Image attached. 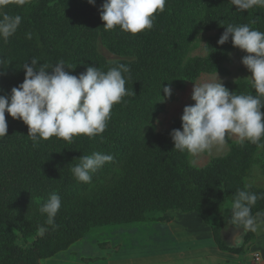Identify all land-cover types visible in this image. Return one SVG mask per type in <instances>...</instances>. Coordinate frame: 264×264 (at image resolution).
<instances>
[{
  "label": "trees",
  "instance_id": "1",
  "mask_svg": "<svg viewBox=\"0 0 264 264\" xmlns=\"http://www.w3.org/2000/svg\"><path fill=\"white\" fill-rule=\"evenodd\" d=\"M102 3L26 0L1 8L0 14L23 19L6 43L0 40V95H10L23 82V65L32 58L38 59V67L64 61L71 68L65 71L77 76L88 66L107 72L124 64L129 68L122 73L129 94L113 105L103 133L74 136L71 142L53 136L34 146L28 126L5 112L8 130L0 138V264H39L66 251L93 228L139 224L155 213L174 210L194 212L204 222L217 219L216 244L241 252L254 232L243 234L238 228L242 243L229 248L221 231L239 227L231 225V203L246 184L261 197L252 215L264 211V187L258 185L261 180L255 181L260 177L255 171L264 176V137L258 144L229 141L224 156L196 167L190 153L174 149L170 132L181 129V119L158 133L154 124L168 99L163 87L180 90L203 74L228 75L230 55L247 53L231 39L217 44L219 37L229 24L264 32V6L239 10L231 0H166L164 10L154 13L153 27L132 34L119 26L105 30L98 11ZM28 32L32 39L26 38ZM98 42L119 60L107 61L98 52ZM200 43L205 44L204 55L191 56ZM225 87L237 95H257L243 77ZM93 152L111 154L114 160L92 173L91 182L77 181L71 168ZM53 192L61 197V208L55 226H48L39 208ZM42 225L48 231L39 236Z\"/></svg>",
  "mask_w": 264,
  "mask_h": 264
},
{
  "label": "clouds",
  "instance_id": "2",
  "mask_svg": "<svg viewBox=\"0 0 264 264\" xmlns=\"http://www.w3.org/2000/svg\"><path fill=\"white\" fill-rule=\"evenodd\" d=\"M7 2L0 0V5ZM19 2L23 4L25 0ZM87 3L94 5L95 0H87ZM165 3L166 0H103L98 11L105 30L119 26L124 32L136 34L153 27L154 13L163 11ZM231 3L239 10L264 6V0H231ZM22 19L21 15L0 14V40L6 43L16 33ZM32 37L31 32L26 33L27 39ZM229 39L234 47L247 53L241 63L251 73L249 82L257 95L230 92L218 80L217 74L214 80L193 83L191 99L195 103L183 108L182 130L170 132L176 150L198 155L214 146H224L233 136L241 144L245 141L258 144L264 137V113L261 112L264 108L261 99L264 97V32L246 24H229L217 44L223 45ZM37 62V58H32L30 64L25 63L23 82L13 87L10 95H0V138L5 137L8 130L5 112L28 126V136L34 146L53 136L68 142L78 135L95 137L106 129L113 105L129 94L122 75L129 72V68L124 64L107 72L88 66L77 76L65 71V68H71L66 67L64 61L52 66L40 64L39 67ZM3 63L0 58V65ZM163 93L165 99L171 96L170 85L163 87ZM113 160L111 154L93 152L82 155L71 171L77 181L89 183L92 173ZM250 187L246 184L244 189H238L231 203V225L242 228L243 234L245 231L257 232L264 224V220L258 219L264 214L253 216L251 213L252 206L261 197L248 191ZM60 208L61 197L53 192L39 208L40 213L47 216L46 225L55 226ZM47 231V227L39 226L37 235L43 236ZM243 234L234 235L235 246H240Z\"/></svg>",
  "mask_w": 264,
  "mask_h": 264
},
{
  "label": "rangeland",
  "instance_id": "3",
  "mask_svg": "<svg viewBox=\"0 0 264 264\" xmlns=\"http://www.w3.org/2000/svg\"><path fill=\"white\" fill-rule=\"evenodd\" d=\"M8 2L17 3L19 0H8ZM2 6L3 5H0V11ZM202 47L203 44L200 43L191 53V56H203L204 52L201 50ZM97 49L107 61L119 60L117 56L109 53L101 42L97 43ZM245 55L247 54L243 52H233L229 58L230 63L226 64V68L229 72L228 75L223 76L217 74L218 80L222 82L224 86L228 83H234V81L240 77L249 80L251 73L241 63V59ZM215 76L216 74H203L193 83L203 82L204 80H214ZM193 83H186L183 89L172 90L171 96L167 99L164 112L158 116L154 124V130L156 133L168 129L172 120L181 119L183 108L185 106L194 105L195 102L191 99ZM263 118L264 116H262V120ZM229 141L237 142L238 140L233 136L228 139L224 146H214L210 151L198 155L191 154V164L196 167H203L211 159L224 156L229 151ZM255 173L257 175L260 174V179L256 178L255 181L258 183V181L261 180L258 185L264 187V176L261 177V171L257 170ZM196 216L198 217V215ZM150 218V220L139 224L93 228L87 235L77 243H74L66 251L59 253V255L52 259L41 261L39 264H113L110 260H113L114 258H116L117 262L121 260H132V264H145L162 251V247L156 248L160 241L163 240L162 238L156 240L157 236H169L167 237L168 239L172 238L170 237L172 235V230L180 228H182V230L183 228L187 229V225L180 223L182 220L180 215H176L173 211L155 213L151 215ZM205 224L213 235V228L218 224L217 219L212 218L208 222H205ZM233 228L234 227L232 226L223 227V236L227 234L226 238L228 239V242L232 241L231 234L236 230H239ZM257 239L258 238L255 236L250 242H256ZM257 241H259V239ZM253 242L249 244V247H251ZM244 249L246 250L247 247L245 246ZM248 250H251V248ZM255 254L259 255L258 252H255L253 256Z\"/></svg>",
  "mask_w": 264,
  "mask_h": 264
},
{
  "label": "crops",
  "instance_id": "4",
  "mask_svg": "<svg viewBox=\"0 0 264 264\" xmlns=\"http://www.w3.org/2000/svg\"><path fill=\"white\" fill-rule=\"evenodd\" d=\"M173 212L176 215H180L182 219L180 223L187 225L188 230L186 228H183V230L182 228L172 230V235L170 236L172 238L168 239L167 237L169 236H157L156 240L163 239L156 246V248L162 247V251L145 264H264V224H261L257 232H254V237L256 236L259 241H257L258 239L256 242L252 241L253 244L251 247H249V244L252 242H249L246 245V250L243 249L241 252L236 253L220 249L214 240L212 232L209 231L208 226L194 212L183 213L178 210H174ZM259 213L264 214V211ZM258 219L264 220V216ZM233 229L238 228L234 227ZM236 231L231 234V242H228L226 238L227 234L223 236V231L221 233L222 240L229 248L236 247L233 243L234 235L242 233L239 230ZM249 248L251 250H248ZM255 252H258L260 255V259L257 262L253 259ZM110 261L113 264L133 263L132 260H121L117 262L116 258Z\"/></svg>",
  "mask_w": 264,
  "mask_h": 264
},
{
  "label": "built area",
  "instance_id": "5",
  "mask_svg": "<svg viewBox=\"0 0 264 264\" xmlns=\"http://www.w3.org/2000/svg\"><path fill=\"white\" fill-rule=\"evenodd\" d=\"M253 257H254L256 262L259 261V259H260L258 254H255Z\"/></svg>",
  "mask_w": 264,
  "mask_h": 264
}]
</instances>
